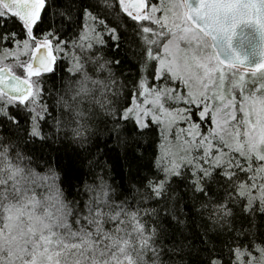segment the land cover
Returning <instances> with one entry per match:
<instances>
[{
	"label": "snow or ice",
	"instance_id": "obj_1",
	"mask_svg": "<svg viewBox=\"0 0 264 264\" xmlns=\"http://www.w3.org/2000/svg\"><path fill=\"white\" fill-rule=\"evenodd\" d=\"M50 7L0 0V45H13L0 51V264H264V61L225 60L217 47L241 23L264 35V0ZM66 25L75 38L62 39ZM109 43L113 56L135 45L131 106ZM56 52L71 60L67 79L79 77L71 104L45 100ZM89 84L103 85L113 147L85 135L92 111L77 99ZM152 125L164 147L154 165L141 142ZM65 140L73 167L60 163Z\"/></svg>",
	"mask_w": 264,
	"mask_h": 264
},
{
	"label": "trees",
	"instance_id": "obj_2",
	"mask_svg": "<svg viewBox=\"0 0 264 264\" xmlns=\"http://www.w3.org/2000/svg\"><path fill=\"white\" fill-rule=\"evenodd\" d=\"M65 4V0H51V7L49 8V14L51 15V13L56 10V9H61L63 8ZM57 23H59V18L57 17ZM81 25L83 24V20H80ZM66 30H67V35L62 37V39L67 40L70 36L75 38L74 34H78V27L76 25H66ZM20 39H24L23 36L20 37ZM70 43V41H69ZM4 47H13L12 44H7V45H0V51H2V49ZM135 47V45H132L131 47H129L126 43L125 47L122 48L120 55L118 56H113L114 53V48L111 45V43H109V46L106 47L104 49V53L109 57V58H114V59H120L122 61V68L117 70V77L118 80L121 83H125L126 84V88L124 90V95L128 96L129 98V106H131L130 104V100H131V96L129 95L130 91H131V84L128 83V81L132 78V76L136 75L137 73V67L135 66L136 62L135 60L132 59V50ZM56 55V59H57V63L55 65V77L52 79L48 80V87L51 88L52 90V97H45V100L50 104V105H54L55 103V98H56V94L57 93H61V95H64L65 98H68V92L67 89L68 88H72L77 82V79H79V77H75V78H68L67 77L70 75L68 72V68L71 66V60L62 55L59 52L55 53ZM86 71H89V75L92 76L93 79L96 78H102V77H98L96 74H94L92 71H90L89 69H86ZM128 78L127 80L125 78ZM66 81V87L65 89L61 92L62 86H63V82ZM95 95V93L93 94ZM239 99V96H238ZM82 108L84 109H89V105L87 103H84ZM94 111H92V120H91V128L89 129L88 132H86V136L87 135H94L95 134V138L99 140L100 142V146L101 148H103L104 143L106 140H108V144L109 147H113V143L112 140L108 139L107 136V130L108 128L111 127V122L108 121L107 123L105 122L104 119V115H103V119L102 120H96L95 119V113L99 112V107L94 105L93 106ZM53 115H57L55 108L53 107L51 109ZM51 125H52V121L49 120L48 124L45 125V131H50L51 129ZM129 127H131V125H129ZM152 131L148 134H146L143 139H142V143L145 145V147L147 148V156L151 158V162L154 165L155 163V158L157 156H160L163 154L164 151V147H163V141L160 138V131L159 129L155 126L152 125ZM208 126L205 125V129ZM64 133H61V136H63ZM69 136H71V130L69 129ZM73 145L65 140L62 143V147H61V151H60V163L63 165H66L68 167H73L76 165V158L73 154ZM48 150H46L47 153ZM119 152V148H116V151L111 153V155L113 157L116 156V154ZM53 156L56 155V153H52ZM45 159L48 158L47 154L44 157ZM145 163H148V160L145 161ZM86 171V169H85ZM127 169H124V174H123V182L128 184L129 187H131V185L136 183V180L132 177H129L127 174ZM147 169H144V172H146ZM153 171H155V168L153 167ZM122 181L121 176L117 175L115 176V180L114 181H110L113 182V186H116L118 184H120ZM137 187H139V185H137ZM129 197L131 198V192L129 193Z\"/></svg>",
	"mask_w": 264,
	"mask_h": 264
},
{
	"label": "water",
	"instance_id": "obj_3",
	"mask_svg": "<svg viewBox=\"0 0 264 264\" xmlns=\"http://www.w3.org/2000/svg\"><path fill=\"white\" fill-rule=\"evenodd\" d=\"M217 47L221 58L225 60L239 55L247 66L264 61V35L254 24L241 23L236 27L230 45L220 38Z\"/></svg>",
	"mask_w": 264,
	"mask_h": 264
},
{
	"label": "clouds",
	"instance_id": "obj_4",
	"mask_svg": "<svg viewBox=\"0 0 264 264\" xmlns=\"http://www.w3.org/2000/svg\"><path fill=\"white\" fill-rule=\"evenodd\" d=\"M93 79V78H92ZM99 79V78H96ZM66 81L67 79L63 82V86L61 89V92L65 89L66 87ZM90 87V92L87 95H80L77 99V104L80 105L81 107L83 106L84 103H87L89 105V110L94 111L93 106L96 105L99 107V112L95 113V119L96 120H102L103 119V113L104 109L100 107V104L96 103L97 100H100L101 103H106V100L104 98V88L103 85H96L93 87L91 84H89ZM68 92V102L71 104V97L76 95L79 92V86L76 83L72 88L67 89ZM95 93V95H93ZM110 100L111 98L108 97ZM86 135V133H85Z\"/></svg>",
	"mask_w": 264,
	"mask_h": 264
},
{
	"label": "rangeland",
	"instance_id": "obj_5",
	"mask_svg": "<svg viewBox=\"0 0 264 264\" xmlns=\"http://www.w3.org/2000/svg\"><path fill=\"white\" fill-rule=\"evenodd\" d=\"M152 2H153V3H159V0H152ZM157 15H161V13H158ZM8 48H12V47H8ZM21 59H25V57H21ZM6 63L11 64V63H13V61H12V60H9V61H6ZM13 71L16 72L17 75H21V71H20V70H18V69H13ZM181 126H183V125H181ZM172 150L175 151V150H177V149H176L175 146H173V147H172Z\"/></svg>",
	"mask_w": 264,
	"mask_h": 264
}]
</instances>
